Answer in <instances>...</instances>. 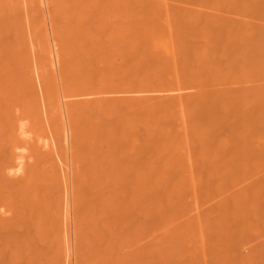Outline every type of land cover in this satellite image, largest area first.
Wrapping results in <instances>:
<instances>
[{
    "label": "bare ground",
    "instance_id": "bare-ground-1",
    "mask_svg": "<svg viewBox=\"0 0 264 264\" xmlns=\"http://www.w3.org/2000/svg\"><path fill=\"white\" fill-rule=\"evenodd\" d=\"M263 163L264 0H0V264L69 263L71 207L78 264H118L114 209L152 231L131 264H163L168 176ZM235 199L195 217L203 253Z\"/></svg>",
    "mask_w": 264,
    "mask_h": 264
},
{
    "label": "rangeland",
    "instance_id": "rangeland-1",
    "mask_svg": "<svg viewBox=\"0 0 264 264\" xmlns=\"http://www.w3.org/2000/svg\"><path fill=\"white\" fill-rule=\"evenodd\" d=\"M49 25L48 21V29L52 34ZM39 90L42 97L40 87ZM262 169L247 173L223 172V174L212 175L209 177L213 183L212 187L218 188L214 191H203L204 193H198V191L206 185L207 178L205 184L204 181H199L200 185H197L199 189L196 187L193 190L189 186V182L193 180L190 174H170L168 180L171 187L167 190L168 192L174 190L176 197L173 204L168 205L169 218L159 222L157 233L163 264H264V167ZM202 176L195 175L197 180H200ZM227 194L236 198V208L222 218H214L215 224L223 221V233L217 235L216 232L213 237L211 223L203 220V226L207 228L204 235L205 246L210 248L211 244L217 243L222 253H203L201 238L197 235L201 224L195 220V217L199 212L205 216ZM163 197H165L164 193ZM71 210L72 207L69 213L68 229L66 227L65 230H59L60 234L57 233L56 238L62 243L68 233L70 240L67 245L71 246L69 254L71 261L69 260L67 264H76L77 258L85 249H83L80 235L74 233L76 228L72 219L74 218L73 210ZM132 211L114 209L110 212L111 228L109 227L108 230L114 229L117 236L110 256L115 257L118 264L123 262L131 264L130 259L134 256V252L145 249L152 240V236L149 235V232H152L151 229L145 231L135 229L133 223L135 216ZM189 223L192 226L189 232L184 233L186 237L180 236L179 234ZM74 236L77 238L75 239ZM75 242L78 246L81 243V249L75 246ZM218 255L219 258H217ZM2 256L3 264H27V253H2Z\"/></svg>",
    "mask_w": 264,
    "mask_h": 264
}]
</instances>
